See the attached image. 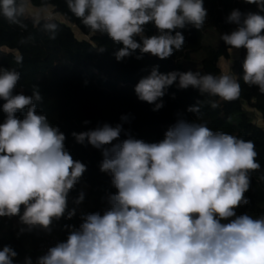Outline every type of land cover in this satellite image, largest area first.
<instances>
[{
	"label": "clouds",
	"instance_id": "9594fccd",
	"mask_svg": "<svg viewBox=\"0 0 264 264\" xmlns=\"http://www.w3.org/2000/svg\"><path fill=\"white\" fill-rule=\"evenodd\" d=\"M245 2L259 11L233 9L226 23L236 27L220 39L231 50L246 49L243 81L264 93V0ZM68 7L92 33L122 45L118 61L137 49L170 57L184 44L177 29L200 30L208 15L204 0H68ZM22 12L16 0H0V14L10 22H18ZM149 23L158 34L143 35ZM19 79L15 70L0 72L6 114L0 123V217H18L25 226L18 235L36 228L50 233L54 220L75 216V208L68 209L69 195L87 169L66 150L59 127L38 114L34 101H41L40 93L14 94ZM177 80L181 89L191 86L226 102L241 92L227 74H163L156 68L135 92L156 111L163 106L157 101ZM18 112H24L22 118ZM121 121L72 133L77 143L101 152L100 171L110 177L115 192L107 194L103 214L82 213L78 226H68L66 240L49 247L35 264H264V216L236 212L249 203V174L260 168L254 143L183 118L167 128L161 141L149 143L124 129L127 116ZM83 200L81 190L73 203ZM17 256L4 245L0 264H14ZM25 264H33L31 257Z\"/></svg>",
	"mask_w": 264,
	"mask_h": 264
},
{
	"label": "trees",
	"instance_id": "16d2710c",
	"mask_svg": "<svg viewBox=\"0 0 264 264\" xmlns=\"http://www.w3.org/2000/svg\"><path fill=\"white\" fill-rule=\"evenodd\" d=\"M29 2L34 7H53L62 21L27 16L24 0H16L17 6L23 8L17 16L18 22H10L0 14V48L6 49L0 50V69L19 72L14 94L32 95L34 90L40 93L41 101H34L38 114L46 115L50 124L59 127L66 135V150L75 160L86 165L80 183L69 195L68 209L75 208V216L68 219L65 215L52 223L61 241L67 238L68 226L79 225L82 213L99 211L103 214L107 194L115 192L110 177L100 171L101 152L91 145L77 143L72 133L105 123L115 126L122 123L123 116L128 117V121L123 122L124 129L134 138L149 143L161 141L167 128L181 118L206 123L213 131L252 141L260 168L249 174L250 188L245 193L249 203L238 207L236 212L254 218L264 216V93L257 86H249L243 81L246 49H239V56L232 63L234 79L241 87L240 95L234 101L226 102L217 96L202 94L191 86L181 89L177 80L157 101H162L163 106L154 111L155 104L141 101L135 92V86L153 68L163 74L191 71L220 76L219 61L230 58L231 50L220 37L236 27L226 23V18L233 9L258 12L255 4H248L245 0H204L208 15L203 28L197 30L188 25L177 29L185 38L181 50H174L170 57L160 59L142 54L137 49L118 61L116 53L122 45L113 42L106 34L92 33L71 12L68 0ZM260 14L264 15V12ZM51 25H55L54 30ZM156 34L157 29L152 23L145 26L143 35ZM136 39L142 42L140 37ZM101 46L105 48L104 52L98 50ZM3 103L0 100V123L6 118ZM191 108L199 110L193 112L189 110ZM23 115L24 112L17 113L19 118ZM258 119L261 123L257 122ZM81 190L85 191L84 200L76 205L73 201ZM82 204L85 205L84 211L80 208ZM21 227L25 226L18 217H0V249L10 245L18 253L15 259L31 255L38 241L33 230L18 235Z\"/></svg>",
	"mask_w": 264,
	"mask_h": 264
},
{
	"label": "rangeland",
	"instance_id": "374dc122",
	"mask_svg": "<svg viewBox=\"0 0 264 264\" xmlns=\"http://www.w3.org/2000/svg\"><path fill=\"white\" fill-rule=\"evenodd\" d=\"M25 5H24V12L27 16H31L37 20L41 19H58L62 21V17L54 12V8L51 6H45V7H34L30 4L29 0H24ZM76 34H78V31L76 28H73ZM0 50L5 51L6 49L0 48ZM239 56L238 50H230V58L228 59H220L219 61V66L221 68L222 73L230 75L232 78H234V74L232 72V63L235 59H237ZM3 70H11L9 68H3L0 69V72ZM258 123H261V120H257ZM85 192V191H83ZM89 204H91V198L88 199ZM82 211H84L85 205H81L80 207Z\"/></svg>",
	"mask_w": 264,
	"mask_h": 264
},
{
	"label": "built area",
	"instance_id": "2783aa9c",
	"mask_svg": "<svg viewBox=\"0 0 264 264\" xmlns=\"http://www.w3.org/2000/svg\"><path fill=\"white\" fill-rule=\"evenodd\" d=\"M224 73H221V75ZM51 231L45 232L42 229L36 228L33 232L36 234L38 241L36 247L31 255L25 256L23 258H17L14 260V264H25V258L31 257L33 264H35L36 258L47 252V249L54 246L57 242L61 241L57 233L55 232L53 226L51 225Z\"/></svg>",
	"mask_w": 264,
	"mask_h": 264
}]
</instances>
